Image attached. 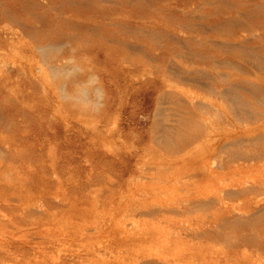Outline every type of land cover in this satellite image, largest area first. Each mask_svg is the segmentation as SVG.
Here are the masks:
<instances>
[{
	"label": "rangeland",
	"instance_id": "374dc122",
	"mask_svg": "<svg viewBox=\"0 0 264 264\" xmlns=\"http://www.w3.org/2000/svg\"><path fill=\"white\" fill-rule=\"evenodd\" d=\"M183 1L0 0V264H264V0L192 4L195 17L185 20ZM226 12L243 14L233 22ZM174 19L184 23L173 27L181 43L167 34ZM206 21L220 24L222 38H252L251 47L228 49L258 67L234 78L243 86L232 85L230 99L204 95L217 99L207 113L178 99L190 83L172 93L153 88L166 52L197 60L206 36L184 39ZM231 63L213 69L237 77L239 62ZM209 126L243 143L201 148L213 184L174 158ZM220 185L245 193L207 201ZM153 202L166 208H138Z\"/></svg>",
	"mask_w": 264,
	"mask_h": 264
},
{
	"label": "bare ground",
	"instance_id": "6f19581e",
	"mask_svg": "<svg viewBox=\"0 0 264 264\" xmlns=\"http://www.w3.org/2000/svg\"><path fill=\"white\" fill-rule=\"evenodd\" d=\"M106 1H110V0H106ZM191 3V4H190ZM208 3H211V2H209L208 0H184L182 3H181V5L183 6V7H176L177 8V10L179 11V16H183L184 18H182L183 20H185V19H190L191 17H193L194 16V14L193 13H191V9H193V8H195V7H199V6H204V5H207ZM226 3V2H225ZM84 4V3H83ZM190 4V6L188 7V5ZM195 6H193V5ZM263 5V4H262ZM257 6H259V4L257 5ZM51 7V6H50ZM186 7H187V9H186ZM239 10V9H238ZM217 11V10H216ZM227 12H229V11H227ZM226 12V15H225V18H226V20H235V18L233 17V16H235V17H238L240 14H243V13H238V12H236L235 14H228ZM244 14H245V12H244ZM197 15V14H196ZM8 16V15H7ZM195 17V16H194ZM197 17V16H196ZM10 18V17H9ZM175 21H170L171 23H170V26H172L171 28H167V34H169L168 36L171 38V39H173L174 41H177V42H182L183 41V39H180V30L179 29H176V28H173V27H175V25H174V23H181L182 25L184 24L183 23V21L182 20H176V19H174ZM165 22H169V20L167 19V21H165ZM223 22V21H222ZM234 22V21H233ZM164 23V22H163ZM165 24V23H164ZM195 24V23H194ZM197 24V23H196ZM125 26V25H124ZM235 26V25H234ZM21 27V26H20ZM184 27V26H183ZM220 24H219V26H217V25H213L212 24V22H210V21H206V22H204V23H202V24H197V26H196V28H194V29H192L191 31H192V33L187 37V38H185L184 39V41H186V39L190 42L191 40H193L194 38H195V36H197V35H199V34H201V35H203V36H206V39L208 40L207 41V43L205 44V45H203V46H200V47H198L199 49H197V50H195L197 53V55H198V58H197V60H186V59H184L183 57H181L180 58V55H177V58L176 57H174L173 56V53L171 52H166L165 54H164V56L166 57L167 55L166 54H170L169 56H168V63H167V65H166V68L161 72V74H160V77L158 78V79H156L155 80V83L153 84V88L154 89H162L163 90V92L165 91V90H167V93H172V90H176V88H179L180 87V85H183L184 83H190L191 85H193V87H195L193 90H191V89H189V90H186V91H179L180 93H181V95L183 96V98L181 99L180 97L178 98V99H180V101L181 100H184L185 101V104H186V102L189 104H192L193 105V107L194 108H197V106L200 108V110L201 111H203V109H201L202 107L204 108V110H205V112L207 113V111H206V107L208 108V106H210V107H212L213 108V106L215 105V103H216V98L214 99V98H212V96L210 97V98H208V100H206V101H204V100H202V97H204V95H208V94H212V95H214L215 97H220V98H224V97H226L227 99L229 98L230 99V97L231 96H228V91H231V90H229V88L230 87H232V85H240L238 88L239 89H242L241 87L243 86H241V84H240V81L238 80V81H235L234 80V78H239V77H241V75H240V73L243 71V70H245L246 68H252L253 66H254V68H258V67H255V65L257 64L256 63V61L257 60H255V58L249 63L247 60H245V61H247L248 62V64L247 63H245V61H242L241 60V58L240 57H238L235 53H232V51L230 50V49H228V48H237L238 50H243L245 47H251V46H249V39H252V38H250V37H247V36H245V35H242L241 33H239V34H233L232 36H230L228 39L227 38H222L221 37V33H222V31L220 30ZM189 29H191V28H189ZM34 31V30H33ZM136 31V30H135ZM169 31H171L170 33H169ZM244 31H249V32H251L252 33V36H253V30H251L250 28H245L244 29ZM146 32V31H145ZM154 33V32H153ZM24 35H26V34H24ZM255 35V34H254ZM256 35H258L257 33H256ZM32 36H30V37H28V38H31ZM154 37V36H153ZM152 37V38H153ZM254 38V40L255 41H257L258 39H260V36H256V37H253ZM199 42H201V41H199ZM48 43V42H47ZM203 42H201V44H202ZM251 43H253V42H251ZM127 44V43H126ZM44 45H47V44H44ZM44 45H42V48L46 51V49L43 47ZM49 45L50 46H52V44H48L47 46L49 47ZM128 45V47L130 46V44H127ZM126 45V46H127ZM55 46L56 45H54V46H52V47H54V49H55ZM132 46H134V45H132ZM136 46H138L137 44H136ZM136 46H134L133 47V49L135 50V47ZM186 46V45H185ZM34 47V46H33ZM47 47V48H48ZM141 47V46H140ZM183 47H184V45H183ZM259 47V46H258ZM35 48H37V47H35ZM39 48H40V45H39V47L37 48L38 50H39ZM50 48V47H49ZM57 49H60V48H58V47H56ZM138 48H139V46H138ZM186 48V47H185ZM131 49V48H130ZM136 49H137V47H136ZM259 52H260V56H259V58H258V60H259V62L263 59L264 60V47L263 46H261L260 45V47H259ZM37 50V51H38ZM43 50V51H44ZM140 50V49H139ZM138 50V51H139ZM41 51V50H40ZM44 51V52H45ZM56 51V50H55ZM249 51V50H248ZM39 52V51H38ZM58 52V51H57ZM140 52H141V50H140ZM186 52V51H185ZM243 52H246V51H243ZM41 53H42V51H41ZM134 53V52H133ZM132 53V54H133ZM143 53V52H142ZM188 53V52H187ZM249 53V52H248ZM44 54V53H43ZM42 54V55H43ZM145 53H143V55H144ZM147 54V53H146ZM145 54V55H146ZM190 54V53H189ZM254 54V53H253ZM46 55V54H45ZM45 55H44V57H45ZM51 55V54H50ZM175 55V54H174ZM175 55V56H176ZM241 55V54H240ZM255 55H256V53L253 55L254 57H255ZM191 56H192V54H191ZM249 56L251 57L252 56V53L251 54H249ZM41 57V56H40ZM147 57H149V56H147ZM186 57V56H185ZM42 58H43V56H42ZM149 59H151V58H149ZM153 59V58H152ZM243 59H244V57H243ZM44 60H46V58L44 59ZM44 60H41V61H43V62H45ZM231 60H234V61H238L239 63H238V67H239V69H236V70H239L240 72L239 73H237V77H233V75H231V74H226V72L225 73H222V72H220V71H214V67L216 66H218V65H223V66H228L229 68H230V66H231V68L234 66L233 65V63H231ZM253 61H255V62H253ZM253 62V63H252ZM262 62V61H261ZM264 62V61H263ZM41 64L40 65H42V62H40ZM6 64V63H5ZM46 64V63H45ZM231 64V65H230ZM264 64V63H263ZM37 66H38V64H37ZM36 66V69L37 68H39V67H37ZM51 66H53V65H51ZM50 66V67H51ZM237 66L235 65V67L234 68H237ZM257 66V65H256ZM2 67V66H1ZM48 67H49V65H48ZM54 67V66H53ZM60 68H61V66H59ZM208 67V68H207ZM211 67V68H210ZM35 68V67H34ZM52 68V67H51ZM55 68H56V66H55ZM55 68H53V70H55ZM259 68H261V65H260V67ZM233 69V68H232ZM49 70V72H52V71H50V68L48 69ZM47 70V71H48ZM59 70V69H58ZM63 70V69H62ZM56 71V70H55ZM55 71H54V73H55ZM259 72L260 71H262V70H258ZM53 73V72H52ZM57 73H59L58 71H57ZM188 74H192L191 76L190 75H188ZM194 74V75H193ZM35 76H37V75H35ZM181 79V80H180ZM182 81V82H181ZM180 82H181V84H180ZM247 83V82H246ZM257 85V84H256ZM248 86V85H247ZM246 86V87H247ZM189 87V86H188ZM244 88H245V86H244ZM232 89H233V87H232ZM247 89V88H246ZM249 90V89H248ZM247 90V91H248ZM251 90V89H250ZM252 92V91H251ZM165 93V92H164ZM231 93V92H230ZM253 94V93H252ZM161 95V94H160ZM160 95H159V98H160ZM168 95H171V94H168ZM167 95V96H168ZM167 96H165V97H167ZM176 96V95H175ZM181 96V97H182ZM238 96V95H237ZM174 97V96H173ZM172 96H171V98L170 99H172L173 98ZM239 97V96H238ZM157 98H158V96H157ZM158 98V100H159V102H160V99ZM168 98V97H167ZM166 98V99H167ZM259 98V97H258ZM258 98H256L255 99V97H254V99L256 100L255 102L258 104L259 102H260V100L258 99ZM261 98V97H260ZM177 98H175L174 100H172L173 102L176 100ZM177 99V100H178ZM258 99V100H257ZM234 100V99H233ZM239 99H237V101H238ZM246 100V99H245ZM157 101V100H156ZM165 100H164V98H163V102H164ZM226 102H225V105H227L226 103H227V100H225ZM229 101V100H228ZM248 101V100H247ZM159 102H158V104H159ZM169 102V101H168ZM220 102V101H219ZM238 102H240V101H238ZM243 102V101H242ZM170 103H172V102H170ZM176 103V102H175ZM182 103V102H181ZM241 103V102H240ZM239 103V104H240ZM173 104V103H172ZM197 104V105H196ZM238 104V103H237ZM262 105H263V103H261ZM173 105H175V104H173ZM177 105V104H176ZM224 105V104H223ZM229 105V104H228ZM227 105V108H229L230 106H228ZM177 106H179V105H177ZM220 106V105H219ZM240 106V105H239ZM237 109V107H234V109ZM240 108V107H239ZM160 109V108H159ZM176 109V108H175ZM232 109V108H231ZM233 109V110H234ZM197 110H198V108H197ZM229 110V109H228ZM233 110H231V111H233ZM241 110H243V109H241ZM199 111V110H198ZM218 111V110H217ZM217 111H216V107H215V112L217 113ZM222 111V110H221ZM235 112L234 113H236V110H234ZM237 111H240V109H238ZM256 111V110H255ZM178 112H179V110H178ZM181 113H182V111H180ZM215 112H213L212 114H214V115H212V116H214L215 117ZM229 112V111H228ZM231 113H233V112H231ZM250 114L251 112H249V110H248V112H247V114ZM258 114H259V112H257ZM191 114V113H190ZM204 114V113H203ZM217 114H219V113H217ZM228 114V113H227ZM230 114V113H229ZM192 115V114H191ZM208 116H209V114H207ZM206 115V116H207ZM238 116H239V113L237 114ZM243 115H244V113H243ZM212 116L210 117V118H212ZM223 116V115H222ZM230 116H232V115H230ZM236 116V115H235ZM234 116V117H235ZM237 116V117H238ZM249 116V115H248ZM247 116V117H248ZM186 117V116H185ZM213 117V118H214ZM217 117H219V115H217ZM237 117H235L234 118V121H235V119L237 118ZM241 117L243 118V116L241 115L240 117H239V119L241 120ZM246 117V118H247ZM252 117V116H251ZM250 116H249V118H251ZM263 117V116H262ZM232 118H233V116H232ZM257 118V117H256ZM184 119V118H183ZM248 119V118H247ZM246 119V120H247ZM189 120V119H188ZM200 120V119H199ZM221 120V119H220ZM249 120V119H248ZM251 120H254L253 118H251ZM201 122H205V120H200ZM233 122V121H232ZM236 122H237V119H236ZM238 122H239V120H238ZM241 122V121H240ZM248 122V121H247ZM207 123H208V121H207ZM206 123V124H207ZM246 123V122H245ZM206 124H202V125H206ZM214 124V123H213ZM239 124V123H238ZM243 124H244V119H243ZM201 125V126H202ZM208 125H211L210 123H208ZM225 125V124H224ZM261 125H264V123L263 124H261ZM260 125V126H261ZM227 126H228V123H227ZM241 127H244V126H248V124L247 125H244V126H242V124L240 125ZM259 126V127H260ZM206 127H207V125H206ZM228 127H230V126H228ZM258 127V128H259ZM203 128H204V126H203ZM244 128H246V127H244ZM243 129V128H242ZM228 130V129H227ZM186 131H188V130H186ZM185 131V132H186ZM196 131V130H195ZM263 133V132H262ZM254 134V133H253ZM190 135V134H189ZM250 135V134H249ZM259 135V134H258ZM182 136H185V135H182ZM242 136V135H241ZM245 136H248V135H244V137ZM254 136L255 135H253V140L254 139H256V138H254ZM164 137V136H163ZM244 137H243V139H241V141L242 140H244ZM257 137V136H256ZM236 138V139H235ZM238 138L240 139V138H242V137H237V136H233L232 134H224V135H222L221 137H217L216 136V133H215V130H214V128H213V126H209L208 128H206V130H201L200 132H198V133H195L194 135H192L191 136V139L193 140V139H198V141H200L199 142V144H197L196 145V147H191L190 149L189 148H187L185 151L186 152H184L185 154H179V155H177L176 157H174L179 163L180 162H185L186 161V165H187V161H189L188 163H191L189 166H190V170H192V173H191V175H194V174H196L197 173V175H199L200 174V176L202 177V178H205V179H208V180H210V182L208 183V184H211L212 182H213V180H212V177H214L216 174L215 173H212L211 172V167H209V166H207V160H209V155L207 154V153H205V154H203V153H201V148H203L204 146H206V143L208 142V143H210V147H213V148H215L217 145L218 146H222V148L221 149H223V147H227V149H228V146H230L231 144H232V142L234 143V141L235 140H237V141H235V143L236 142H240V141H238ZM161 139H162V141H163V143L165 144V146L167 145V144H169L168 142H167V140L165 139V137H164V139L161 137ZM172 139V138H171ZM173 139H175V138H173ZM173 139L171 140L172 142H173ZM245 139H246V137H245ZM248 139H249V137H248ZM155 140V142H157L156 144H158V141L156 140V139H154ZM250 140H252V139H249V141ZM252 140V141H253ZM263 140V139H262ZM162 141H161V143H162ZM174 143V142H173ZM172 143V144H173ZM171 144V143H170ZM175 144V143H174ZM180 144L181 145H185V143H183V141L182 142H180ZM240 144H243V143H241L240 142ZM251 144H252V142H251ZM255 144V143H254ZM234 145V144H233ZM157 146V145H156ZM164 146V147H165ZM170 146H172V145H170ZM218 146H217V148H218ZM241 146V145H240ZM161 147V146H160ZM159 147V150L160 149H162V148H160ZM167 147H168V145H167ZM185 147V146H184ZM166 148V147H165ZM207 148H209V147H207ZM167 149V148H166ZM169 149V148H168ZM177 149V148H176ZM219 149H220V147H219ZM218 149V150H219ZM221 149H220V151H221ZM225 149V148H224ZM217 150V149H216ZM217 150V151H218ZM215 151V150H214ZM225 151V150H224ZM227 151V150H226ZM229 151H231V150H229ZM238 151H240V149L238 150ZM250 152V151H249ZM1 153V152H0ZM245 153H246V151H245ZM4 154V153H3ZM172 154V153H171ZM170 154V155H171ZM214 154H215V152H214ZM173 155V154H172ZM221 155V154H220ZM239 155L237 154V157H238ZM217 157V156H216ZM228 157V156H227ZM227 157H226V159H227ZM234 158H235V156H233ZM240 157V156H239ZM160 158H161V156H160ZM229 158V157H228ZM241 158V157H240ZM213 159V158H212ZM230 159V158H229ZM232 159V158H231ZM249 159V158H248ZM194 162H196V161H199V163H198V166H195L194 167V164L192 163L193 161ZM214 161V160H213ZM213 161H212V163L211 164H213ZM240 161V160H239ZM233 162V161H232ZM249 162H251V160L249 161ZM142 163V162H141ZM215 163V162H214ZM220 164V163H219ZM219 164L217 165L216 164V166H218L219 168H220V166H219ZM141 165V164H140ZM144 165H146V164H144ZM160 165H162V164H160ZM185 165V164H184ZM214 165V164H213ZM138 166V165H137ZM216 166H214V167H216ZM141 167V166H140ZM217 167V168H218ZM218 168V169H219ZM179 175V174H178ZM177 175V176H178ZM139 177V176H138ZM158 177V176H157ZM144 178V177H143ZM192 178V177H191ZM247 178V177H246ZM155 179V178H154ZM195 180H198L197 178L195 179ZM246 180V179H245ZM248 180V179H247ZM250 180V179H249ZM263 180V179H262ZM159 181V180H158ZM170 181V180H169ZM215 182V181H214ZM213 182V183H214ZM263 182V181H262ZM212 183V184H213ZM263 184V183H262ZM249 186V185H248ZM241 187V186H240ZM250 187V186H249ZM263 187H264V185H263ZM240 189H242V188H240ZM113 191V190H112ZM121 192V191H120ZM162 192V191H161ZM235 193H238V194H244L245 193V189H244V191H240L239 190V187H237V186H234V185H231V186H225V185H220V186H218V187H216L215 188V191H214V193H213V195H212V193L211 194H208L207 196V201H211V200H213L214 198H216V200L218 201V199L220 200L223 196H225V195H230V194H235ZM261 195H262V191H261ZM260 195V196H261ZM264 195V194H263ZM218 198V199H217ZM15 199V198H14ZM199 199V198H198ZM57 200V199H56ZM55 200V201H56ZM187 200H189V199H187ZM193 200V199H192ZM191 200V201H192ZM201 200V199H200ZM190 201V200H189ZM194 201V200H193ZM192 201V202H193ZM207 201H206V203H207ZM264 201V200H263ZM197 202V201H196ZM37 203H39V201H37ZM169 203V202H168ZM255 204V203H254ZM30 205V204H29ZM192 205V204H191ZM195 206V205H194ZM31 207V206H30ZM33 207V206H32ZM35 207V206H34ZM215 207H217V206H215ZM244 207L245 208H249V207H251V203H248L247 205L245 204L244 205ZM139 209H142V211L144 212V213H150V212H152V211H161V210H163V209H165L166 208V206L165 205H163V204H160V203H156V202H153L152 204H145V203H142L139 207H138ZM167 208H170L169 206L167 207ZM35 209H37V206H36V208ZM127 209V208H126ZM137 209V208H136ZM264 209V208H263ZM228 210V209H227ZM35 211V210H34ZM40 211V210H39ZM42 211V210H41ZM236 211V210H235ZM190 212V211H189ZM249 211L248 210H245V211H243V215H246L247 217H249L250 216V214L248 213ZM252 212H254V211H252ZM257 212V211H256ZM233 213V212H232ZM255 213V212H254ZM95 215V214H94ZM124 216H125V214H124ZM122 217H123V215H122ZM221 218V217H220ZM219 218V219H220ZM223 218V217H222ZM235 218V217H234ZM237 219V218H236ZM248 219V218H247ZM245 222V221H244ZM207 227H209V225H207ZM210 230V229H209ZM1 232V231H0ZM3 232V231H2ZM216 234V233H215ZM32 237V236H31ZM230 237V236H229ZM15 240H17V239H15ZM18 241H19V239H18ZM239 242V241H238ZM49 244V243H48ZM212 247V246H211ZM85 250V249H84ZM58 251V250H57ZM77 252V251H76ZM148 261L149 262H153V261H163V260H160L159 258H153V257H151V258H149L148 259ZM10 263V262H9ZM162 263H164V261L162 262ZM2 264V263H1ZM3 264H5V263H3Z\"/></svg>",
	"mask_w": 264,
	"mask_h": 264
}]
</instances>
